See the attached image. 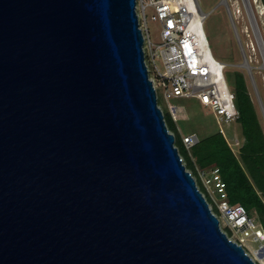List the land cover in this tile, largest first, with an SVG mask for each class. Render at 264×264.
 Instances as JSON below:
<instances>
[{
	"label": "water",
	"instance_id": "obj_1",
	"mask_svg": "<svg viewBox=\"0 0 264 264\" xmlns=\"http://www.w3.org/2000/svg\"><path fill=\"white\" fill-rule=\"evenodd\" d=\"M142 45L135 0H0V264H256L185 167Z\"/></svg>",
	"mask_w": 264,
	"mask_h": 264
},
{
	"label": "built area",
	"instance_id": "obj_2",
	"mask_svg": "<svg viewBox=\"0 0 264 264\" xmlns=\"http://www.w3.org/2000/svg\"><path fill=\"white\" fill-rule=\"evenodd\" d=\"M197 8L202 12L198 0H135L148 77L156 92L157 105L164 116L158 102L160 93L187 151L200 139L195 131L180 128L177 120L188 118L186 106L196 99L212 113L218 132L232 153L237 155L243 143L242 136L237 132L228 135L222 122L238 118V101L225 79L226 62L210 60L206 56V49L210 47L205 33L202 34L203 17L197 13ZM148 20L159 24L157 42L149 36ZM167 129L175 137V133ZM194 164L195 173L187 169L218 218L221 230L229 239L240 244L256 264H261V259H264V228L256 212L239 202L229 201L226 183L217 165L200 168Z\"/></svg>",
	"mask_w": 264,
	"mask_h": 264
},
{
	"label": "rangeland",
	"instance_id": "obj_3",
	"mask_svg": "<svg viewBox=\"0 0 264 264\" xmlns=\"http://www.w3.org/2000/svg\"><path fill=\"white\" fill-rule=\"evenodd\" d=\"M198 1L201 10L206 13L203 18V30L211 52L216 59L226 62L224 74L231 89L235 90V73H241L264 135V0H226L227 5L225 0ZM147 26L151 40L157 42L159 24L148 20ZM158 102L164 110L167 127L176 134L177 129L170 120L160 93ZM186 112L187 119L177 120L180 128L195 131L199 139L218 131L212 113L196 99L186 106ZM222 127L228 135L233 132L241 134L240 123L236 120L222 122ZM187 152L195 163L191 149ZM236 154L240 160L239 153ZM181 157L185 164L183 156ZM240 162L242 163L241 160ZM261 198L264 201L262 194ZM251 209L256 212L254 208Z\"/></svg>",
	"mask_w": 264,
	"mask_h": 264
},
{
	"label": "trees",
	"instance_id": "obj_4",
	"mask_svg": "<svg viewBox=\"0 0 264 264\" xmlns=\"http://www.w3.org/2000/svg\"><path fill=\"white\" fill-rule=\"evenodd\" d=\"M234 92L239 107L236 121L240 123L243 140L239 149V157L243 164L232 153L218 131L200 139L191 148V152L200 168L212 165L219 167L221 177L226 183L229 201L239 202L248 209L254 208L264 228V201L261 198V194L264 196V135L240 72L235 73ZM174 143L184 158L185 167L195 173V164L177 133Z\"/></svg>",
	"mask_w": 264,
	"mask_h": 264
},
{
	"label": "bare ground",
	"instance_id": "obj_5",
	"mask_svg": "<svg viewBox=\"0 0 264 264\" xmlns=\"http://www.w3.org/2000/svg\"><path fill=\"white\" fill-rule=\"evenodd\" d=\"M197 13L201 16V17H205V12H200L197 8ZM202 31V30H201ZM204 30L202 31V34H203ZM207 53H206V56L210 59V60H215L216 58L213 56L212 52H211V49L210 48H207ZM264 52V51H263ZM261 263L264 264V259H261Z\"/></svg>",
	"mask_w": 264,
	"mask_h": 264
},
{
	"label": "crops",
	"instance_id": "obj_6",
	"mask_svg": "<svg viewBox=\"0 0 264 264\" xmlns=\"http://www.w3.org/2000/svg\"><path fill=\"white\" fill-rule=\"evenodd\" d=\"M225 3H226V5H227V1L225 0ZM228 12H230V9H229V11Z\"/></svg>",
	"mask_w": 264,
	"mask_h": 264
}]
</instances>
